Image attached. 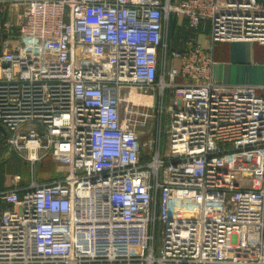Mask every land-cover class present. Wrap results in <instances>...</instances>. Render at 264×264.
<instances>
[{
    "label": "built area",
    "instance_id": "1",
    "mask_svg": "<svg viewBox=\"0 0 264 264\" xmlns=\"http://www.w3.org/2000/svg\"><path fill=\"white\" fill-rule=\"evenodd\" d=\"M220 41L264 44V0H0L3 140L66 169L0 186V264H264V85Z\"/></svg>",
    "mask_w": 264,
    "mask_h": 264
},
{
    "label": "crops",
    "instance_id": "2",
    "mask_svg": "<svg viewBox=\"0 0 264 264\" xmlns=\"http://www.w3.org/2000/svg\"><path fill=\"white\" fill-rule=\"evenodd\" d=\"M200 37L203 43H209V25L205 30L201 29ZM214 58L213 74L217 80L227 84L264 85V44L220 41L215 45ZM258 91L264 92V88Z\"/></svg>",
    "mask_w": 264,
    "mask_h": 264
},
{
    "label": "rangeland",
    "instance_id": "3",
    "mask_svg": "<svg viewBox=\"0 0 264 264\" xmlns=\"http://www.w3.org/2000/svg\"><path fill=\"white\" fill-rule=\"evenodd\" d=\"M186 31L185 27H178L174 35L175 46H182L179 40ZM153 125L154 122L148 120L141 119L139 121L140 129L143 132L141 135L142 142L150 140L152 136L155 137V130H151ZM144 130H147V132ZM163 135L165 136L163 143H165L167 135L166 133ZM3 138V133L0 129V183H8L13 176H17L21 181L27 182L36 174L37 179L41 181L42 178H48L53 175L57 177L66 172V169H62L63 166L58 164L52 156H47L43 160L38 161L37 164H32L10 150L8 146H6L7 149L5 150L3 145H6V140H3Z\"/></svg>",
    "mask_w": 264,
    "mask_h": 264
},
{
    "label": "water",
    "instance_id": "4",
    "mask_svg": "<svg viewBox=\"0 0 264 264\" xmlns=\"http://www.w3.org/2000/svg\"><path fill=\"white\" fill-rule=\"evenodd\" d=\"M175 24H176V19L174 18L173 23H172V32L175 30ZM0 129H1L2 133L4 134V136H6L7 131L1 123H0Z\"/></svg>",
    "mask_w": 264,
    "mask_h": 264
},
{
    "label": "trees",
    "instance_id": "5",
    "mask_svg": "<svg viewBox=\"0 0 264 264\" xmlns=\"http://www.w3.org/2000/svg\"><path fill=\"white\" fill-rule=\"evenodd\" d=\"M178 27H179V26H178ZM178 27L176 28V32H177ZM4 145H5V144H4ZM4 145H3V148L6 150L7 147H6V145H5V146H4ZM60 176H61V175H60ZM57 177H59V176H57ZM53 178H56V175H53V176L48 177V178H42L41 181L51 180V179H53ZM6 184H7V183H6ZM6 184H4V183H0V186H5Z\"/></svg>",
    "mask_w": 264,
    "mask_h": 264
}]
</instances>
